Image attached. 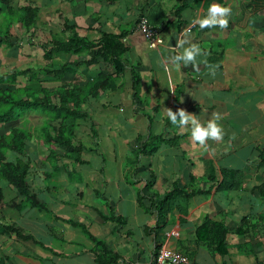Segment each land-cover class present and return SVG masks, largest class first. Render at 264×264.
I'll return each mask as SVG.
<instances>
[{"label": "crops", "instance_id": "0c3cea01", "mask_svg": "<svg viewBox=\"0 0 264 264\" xmlns=\"http://www.w3.org/2000/svg\"><path fill=\"white\" fill-rule=\"evenodd\" d=\"M211 3L230 10L226 28L192 23ZM39 5L43 39L48 40L46 32L61 34L67 19L84 39L122 37L128 52L117 78L120 89L81 107L88 117L76 129L74 147L86 148L81 162L36 138L27 143V182L46 209L21 206L13 187L2 183L0 264H97L94 242L72 222L117 253L119 264H152L161 247L188 256L192 264H264V0H40ZM11 6L20 4L11 0ZM141 18L161 28L162 45L150 46L137 28ZM180 39L184 47L201 49L198 71L173 63L183 51L177 48ZM76 59L66 55L56 61L60 67ZM74 70L84 83L102 71L115 74L102 62ZM133 72L140 78L137 96ZM168 110H184L202 125L218 118L223 138L203 146L192 141L190 126L172 125ZM151 137L169 143H155V154L136 158L149 150ZM222 170L241 175L238 190L217 191ZM175 183L190 199L177 203L160 223L157 202ZM244 219L243 234L237 235ZM206 223L231 231L225 256L197 242V230Z\"/></svg>", "mask_w": 264, "mask_h": 264}, {"label": "trees", "instance_id": "16d2710c", "mask_svg": "<svg viewBox=\"0 0 264 264\" xmlns=\"http://www.w3.org/2000/svg\"><path fill=\"white\" fill-rule=\"evenodd\" d=\"M40 13L41 6L33 2L12 7L11 0H0V49L3 46L6 49L18 48V45L25 44V41L28 44V38L31 36V40L36 39L45 61L48 62L45 67H38L37 70L26 69L0 75V127L7 130L4 134H0V210L5 207L2 183L13 187L17 198H23V203L26 201L27 205L36 206L40 210L46 209V206L32 195L27 182L29 175V163L25 159L27 143L36 138L45 145L68 152L67 158L81 162L78 157L79 153L86 148L81 144L74 147L77 125L79 121L88 118L82 113L81 107L89 98L95 99L109 92L118 91L120 87L117 86V78L125 70L124 57L128 52V47L123 43L122 37L104 36L100 41L84 39L76 32V24L65 19L61 34L46 32L48 40L44 39V42H39V37L36 35L45 33V29L38 26ZM14 25H19L20 37L14 36L12 32ZM67 33L69 36L65 38ZM14 38L16 39L15 44L12 42ZM66 55H74L77 59L55 69L54 60ZM101 62L115 69L114 77L102 71L96 79L84 83L77 74V70H74L82 67L90 68ZM68 75L71 76L69 82L65 81ZM40 76L51 77L59 84L48 87L43 84ZM19 78H26L28 83L20 84ZM139 83V75L133 72L134 96L138 94ZM31 115L40 118L35 125L31 123V119H28ZM30 126L33 129H30ZM155 143L168 144L169 141L160 137H151L145 145L151 151L144 148L135 154L136 158L139 155L155 154L157 150V147H154L157 145H153ZM260 159L264 163V152ZM220 175L221 180L217 191L230 192L241 187L242 181L239 173L222 170ZM210 178L211 182L217 183L215 174H212ZM257 190L261 191L260 188ZM180 193H184L181 201L180 198H176ZM190 196L191 194H188L179 183H175L173 192L157 202L159 222L164 223L177 203L187 202ZM21 206L24 205L21 204ZM246 221V219L242 220L235 230L237 235L243 234L242 228ZM71 224L83 229L94 242L95 248L92 252L97 264H119L122 258L117 253L109 251L104 242L94 239L83 225L73 222ZM6 230L14 232L13 228H6ZM230 233L231 231L224 224L206 223L197 230V242L204 243L216 254L225 256L228 253L226 239Z\"/></svg>", "mask_w": 264, "mask_h": 264}, {"label": "clouds", "instance_id": "9594fccd", "mask_svg": "<svg viewBox=\"0 0 264 264\" xmlns=\"http://www.w3.org/2000/svg\"><path fill=\"white\" fill-rule=\"evenodd\" d=\"M229 9L219 3H211L207 8V13L203 18L197 17L192 23L198 25L200 29L219 27L224 29L228 26ZM185 40H177V48H182L181 54L172 57L173 63L179 68L180 63L184 66L191 64L196 71L199 70L197 57L202 55L201 49L192 44L190 47H184ZM214 74V69L212 70ZM167 118L172 125L183 130L186 126H190L191 140L205 145L207 140H220L223 138L224 131L221 124L217 122L218 118L210 119L206 124L202 125L191 114H187L184 110L173 112L168 110Z\"/></svg>", "mask_w": 264, "mask_h": 264}, {"label": "rangeland", "instance_id": "374dc122", "mask_svg": "<svg viewBox=\"0 0 264 264\" xmlns=\"http://www.w3.org/2000/svg\"><path fill=\"white\" fill-rule=\"evenodd\" d=\"M29 2H33L39 5L40 0H15L16 4H20V5H24V4H28ZM38 26L41 27L40 25V18H39V22H38ZM13 34L15 37H20V30H19V25H14L13 26V30H12ZM36 37L38 38V41H42L44 42V39L42 38V34L38 33L36 35ZM29 41L31 40V36H29ZM25 41L23 45H18L19 47H15L12 49H6L5 46H3L0 49V75H5V74H12V73H16L19 71H23L26 69H32V70H37L38 67H45L47 65V61H45L44 57H43V52L42 50L38 47V44L36 42V39H32L29 44ZM13 44H15L16 39H12ZM66 59H70V58H66ZM65 60V59H64ZM63 59L60 60V62H62ZM59 61L54 60V65L53 67L55 69L58 68ZM42 78L43 84H45L48 87H54L56 85L59 84V82H55L53 81V78L51 77H43L40 76ZM71 79V77H67L66 79ZM19 83L20 84H27L28 81L26 78H19ZM26 82V83H25ZM11 88H14L13 86H11ZM29 120L31 119V123H33V125H35L38 120L40 118H38L35 115H31V117L28 118ZM30 123V124H31ZM29 124V125H30ZM32 128V126H30V129ZM33 129V128H32ZM7 130L4 129L3 127H0V134H4ZM30 131V130H29ZM87 148L88 146L86 144H84ZM2 185V184H1ZM23 200V198H22ZM25 203H22L24 205L25 208L27 207V203L26 201H24ZM18 209H20V207L18 206ZM29 210V209H27Z\"/></svg>", "mask_w": 264, "mask_h": 264}, {"label": "built area", "instance_id": "2783aa9c", "mask_svg": "<svg viewBox=\"0 0 264 264\" xmlns=\"http://www.w3.org/2000/svg\"><path fill=\"white\" fill-rule=\"evenodd\" d=\"M138 30L143 34L152 48L162 45L161 28L152 26L146 18H141L137 23ZM152 264H192L186 255L178 254L167 248L161 247Z\"/></svg>", "mask_w": 264, "mask_h": 264}]
</instances>
